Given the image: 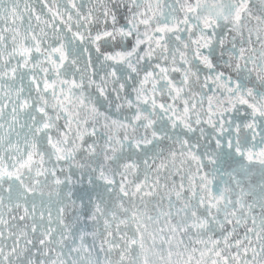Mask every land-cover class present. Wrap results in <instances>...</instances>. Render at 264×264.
<instances>
[{"label":"snow or ice","instance_id":"1","mask_svg":"<svg viewBox=\"0 0 264 264\" xmlns=\"http://www.w3.org/2000/svg\"><path fill=\"white\" fill-rule=\"evenodd\" d=\"M0 264H264V0H0Z\"/></svg>","mask_w":264,"mask_h":264}]
</instances>
